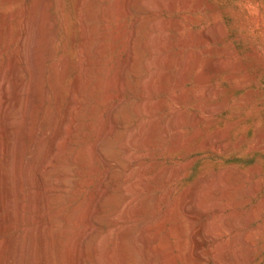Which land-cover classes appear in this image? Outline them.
<instances>
[{
    "label": "rangeland",
    "instance_id": "obj_1",
    "mask_svg": "<svg viewBox=\"0 0 264 264\" xmlns=\"http://www.w3.org/2000/svg\"><path fill=\"white\" fill-rule=\"evenodd\" d=\"M85 1L88 4L90 0ZM123 1L97 0L92 6L98 9V19H100L99 30L94 38L105 48L100 61L102 60L101 62L108 69V76H113L119 60L125 57V40L137 29L141 21L154 26L153 34L156 35V39L160 35L159 48L162 49H157L153 53L159 64L151 67L149 71L151 74L145 73L146 77L152 78L148 79L149 86H146L145 97L138 92L136 85L138 78L135 75L128 76L133 88L126 87L121 93L111 91V95L107 98L102 97V93L94 89L99 74L91 75L92 83L90 82L91 87L89 86L91 89L88 91L93 89L94 94L92 99L85 101L87 104L84 103V107L94 106L97 109L94 117H98L97 120L94 117L90 120L85 118L84 124L87 123L84 129L86 137H83L85 143L82 144L81 139H75L71 144L73 156L70 157L78 156L77 161L70 163L71 171L74 172H71L73 183L64 185L66 187L62 186L64 192L68 189V193H63L64 198L57 207L63 208L64 215L78 207L77 210L83 215L90 203L89 200L91 201L94 195L95 198L97 196L94 204L100 215L99 220H95L92 222L93 225L91 223L89 226L74 218H69L68 223L67 220L60 221L57 230L64 229L65 233L61 245L64 249L67 247L65 249L67 250L73 238L89 235L94 232L93 229L108 233L114 225L108 226L107 217L111 214L115 215V212L122 208V197L128 191L127 187L133 186L140 177L137 172L129 177L126 165L123 163L109 162L105 158L94 161V158L81 155L80 148L84 144L91 147L98 139L101 122L95 123L105 121L108 111L111 108L117 110L120 104L152 102L151 108L156 109L153 118L161 120V128L157 133L154 148L148 151L144 148L142 149L144 151L139 150L140 154L146 155L143 157L142 165L149 174H145L147 177L144 175L142 187L146 186L148 189L139 187L129 199H132H130L132 204H136L141 198L151 197L153 202L148 204L143 215L130 217L132 222L128 218L129 221H121L117 226L127 227L140 223V227H143L148 224L151 234L157 232L153 245L165 247L164 259L158 257L155 259L158 264H228L222 260L220 253L224 250L223 243H235L234 239L237 243L231 264H264V0ZM75 5L76 0H49L48 22L51 29L47 54L49 58L46 60L45 70L46 122H38L39 131L36 128L33 130L34 142L30 147L27 146L30 153L36 151L42 133L52 129V121L63 113L73 86L74 74H70L60 87L56 85L61 73L55 70V65L70 59L71 56L75 57L72 54L70 38L75 22ZM0 8L9 7L0 4ZM121 8L128 10L124 14ZM103 11L107 14L105 15ZM103 14L108 17H103L101 20ZM175 25L180 28V32L174 30ZM142 32L139 30L138 34L140 33L139 36L142 34L140 39L144 42L145 37ZM190 36L192 40L190 39L189 45L179 44L180 40ZM205 37H207L206 41ZM165 41L171 44L164 45ZM148 57H150L149 53L146 50L142 51L141 62L143 63ZM166 57L171 59L168 60ZM185 62H189L190 69H187V72L182 71ZM100 67L99 65L98 68ZM156 76L161 80L159 78L157 80ZM180 79L182 82L178 83ZM113 95L114 97H111ZM77 99L79 100V97ZM57 103L59 110L56 107ZM218 105L224 106V110L212 112ZM120 119L121 117L117 116V126L119 130H123L120 126L124 127L125 123ZM143 120L147 125L148 117H144ZM90 122L94 126H91ZM88 124L91 126L90 129ZM129 124L134 127L137 122L132 117ZM153 162L154 164L149 166ZM75 170L78 174L80 172V175ZM82 170L86 172L83 173ZM228 173L235 174L238 179L235 180L233 187L238 188L244 195L240 193L235 201L242 202L243 207L238 209L236 231L226 232V235L224 231L215 237L213 235L215 227L228 220L229 210L219 208L225 202L222 181ZM256 184L257 188H255ZM28 191L24 188L22 193L16 196L17 201L22 198L23 202L28 204ZM100 193L103 194L102 197H99ZM253 208L259 210L251 216L255 210L252 211ZM187 215H191L193 221L190 222ZM23 216L26 217V213ZM34 221L38 223V220ZM22 224L13 225V231L10 230L6 235L0 234V246L3 245L6 237L13 238L22 229L31 227L26 221ZM255 229H259L260 234L249 247L242 242L243 237ZM71 232L72 234H69ZM113 234L114 232L108 237L102 253L105 258L114 249ZM66 237H69L68 241ZM199 237L202 239L200 241L203 249L199 250L201 259L197 260L190 256L195 247V240L197 238L199 240ZM105 258L101 259V264L107 262ZM53 260L57 262L55 264H64V262L59 263L56 258ZM35 264H40L38 254ZM65 264L70 263L66 261Z\"/></svg>",
    "mask_w": 264,
    "mask_h": 264
},
{
    "label": "bare ground",
    "instance_id": "obj_2",
    "mask_svg": "<svg viewBox=\"0 0 264 264\" xmlns=\"http://www.w3.org/2000/svg\"><path fill=\"white\" fill-rule=\"evenodd\" d=\"M124 1L126 2L127 0ZM85 2V0H76L75 5V22L70 34L72 54L75 57L71 56L70 59L63 60V62L55 65V70L61 73L60 80L56 83L58 87L66 81L70 74H74L73 86L69 92L68 100L63 109V113L57 116V118L54 117L52 129L42 133L36 151L30 153L27 148L34 142L33 130L36 128L39 131L40 127L37 125L38 122H46L47 110L44 104L47 98V85L45 70L46 60L49 58L47 54L50 42L49 32L51 29L48 22L49 0H28L27 2L22 0H0L1 5H7L9 7L0 8V234L6 235L7 232L12 230L13 225L21 226L25 221L27 224H31L30 228L22 229L17 236L13 238L8 236L4 242L2 241L3 245L0 246V264H35L37 254L40 264H55L57 262L53 260L54 258L59 263L64 262V264L66 261L70 264H101V259L105 258L102 253L107 244L108 237L113 232L115 246L113 251L111 250V254L106 256L105 259L107 262L104 264H158L155 261L156 257L164 259L165 256V252H163L165 247L162 245H153L156 241L157 232H152L151 234L150 226L148 224L146 226L145 222H143L145 224L143 227H140V223L139 225L133 224L127 227L117 226V223L121 221H129L130 217H140L144 214V210L148 204L153 202L151 197L141 198L139 201L133 199L137 202L136 204H132L130 202L131 198L129 199V196L134 194L136 189L146 187L145 185H143L145 187H142L143 179H145L144 175L148 173L147 169L142 165L143 157L146 155L140 154L139 150L143 148L145 150L147 149L146 151L153 149L156 143L157 133L161 128V120H155L153 118L156 109L151 108L150 105L152 102L150 104L131 103L130 105L122 103L123 105L120 104L117 110L111 108L108 111L105 121L95 123L101 122L99 134H97L98 139L95 141V145H91V147L90 145L84 144L80 148L81 155H87L90 159L94 158V161L105 158L109 162L115 161V163H123L126 165L127 175L129 177L135 172L140 177L139 179L136 177L137 180L133 186L127 187L128 191L122 197V208L117 213L115 212V215L111 214L107 217L108 226L114 225L112 229L108 230V233L107 231H105L106 233H102L93 229L94 232L89 235H83L82 237L76 236L77 238H73V241L70 240L71 245L69 249L65 250L67 247L64 249L61 245L65 233L63 232L64 229L62 231L57 230L60 221L67 220L66 222L68 223L69 218H74L89 226L95 220H99L100 215L99 210L94 204L95 199H97V196L95 198L94 195V197L92 196L93 199L91 201L89 200L90 203L84 210L83 215L80 214V210H77L78 207L74 210L72 209L67 215L63 214V208L57 207V205L61 204L65 192L68 193V189H65L66 191L64 192L62 186L73 183L70 163L77 161L78 156L70 157L73 153L71 144L75 139H81L80 142L83 144V137H86L84 129L87 126V123L84 124V120L85 118H89L88 120L92 119L97 111L94 106L84 107V103L87 104L85 101L92 99L94 94L93 89L88 91L91 75L93 73L99 74L97 83L95 86L92 85L94 89L102 93V97L104 96L106 98L111 95V91L121 93L126 87H132L128 81V76L135 75L138 78L136 84L139 89L138 92L145 97V92H147L146 86H149L147 85L149 83L148 79H152L150 76V78L148 76L146 77L145 73H150L151 67L159 64V60L153 57V53L157 49H160V35L156 39V35L154 36L153 34L154 26L141 21L140 23L138 22L137 29L134 32L131 30L132 33L125 40V57L120 60L118 59L117 69L114 71L113 76L111 75L109 77L108 69L101 62L102 60L100 61L105 52V48L103 45L98 44L94 38L95 33L99 30L98 23L100 20L98 19V9L92 7L97 0H90L88 4ZM16 5H20V7H14ZM121 10L125 14L128 9L121 8ZM105 11L103 12L105 13ZM103 17L108 16H104L103 14L101 20H103ZM139 30L144 32H142L145 37L144 42L140 39L142 34L139 36ZM174 30L180 32V28L177 25L174 26ZM190 39L192 40L191 36L190 38L186 37V39L180 40L179 44L181 46H187ZM204 40L206 41L207 37ZM163 44L162 46L166 44L169 46L171 43H166L165 41V44ZM145 50L149 53L150 57L142 63L140 54ZM185 63L183 72L190 69L189 62ZM99 65L101 66L100 68H98ZM167 76L164 77L167 78ZM168 79L170 78L168 77ZM181 82L180 79L178 83ZM169 86L168 88H171ZM176 86H173V88ZM100 92L99 94H101ZM77 97H79V100ZM111 97H114V95ZM56 107L59 110L58 103ZM223 110L224 106L218 105L212 112H221ZM117 116H120L122 122L125 123L124 127L119 124L123 130H119L120 128L117 126ZM97 117H94L95 120H97ZM132 117L137 122V125L134 127L131 126L132 123L129 124ZM144 117H148L147 125H145L143 120ZM39 124L42 125L44 123ZM90 125L92 126L93 123ZM90 125L88 124V129H90ZM152 164L154 162L149 164V166ZM78 175H80V172ZM236 179L235 174L228 173L224 177V181H222L225 202L219 208L229 210V215L227 216L228 220L215 227L213 233L215 237H218L224 231V234L226 232L232 233L236 231V217L238 216V209L242 206V202L235 201L238 195L240 196L242 194L238 188L233 187ZM74 184L76 185V182ZM124 187H126V184H124ZM257 187L256 184L255 188ZM24 188L25 190H29L27 193L28 204L24 203L22 198L19 201L16 199V196L22 193ZM141 190L143 193V189ZM102 195L100 193L99 197H102ZM258 210L256 208L253 212L251 211V216ZM24 213H26V217L23 216ZM112 215L114 216L111 217ZM187 216L191 222V215ZM34 220H38V223H35L36 221ZM148 223L150 224V221ZM152 223L154 224V222ZM86 232L88 233V231ZM83 233L80 234L82 235ZM69 234H72V232ZM259 234L260 230L255 229L247 233L243 237L242 242H245V244L251 247ZM67 238L69 239V237ZM200 239V237L199 240L197 238L195 243L193 241L195 247L191 256L189 255L190 258L201 259L198 254L200 252L199 250L201 248L203 249ZM234 241L237 243L235 239ZM235 243L224 242L222 245L224 250H221L220 257L228 264L233 262V254L236 251ZM65 244H68V242Z\"/></svg>",
    "mask_w": 264,
    "mask_h": 264
}]
</instances>
